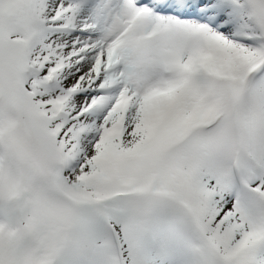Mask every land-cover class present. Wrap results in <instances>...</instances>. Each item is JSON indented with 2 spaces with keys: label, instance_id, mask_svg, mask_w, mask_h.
I'll return each instance as SVG.
<instances>
[{
  "label": "rangeland",
  "instance_id": "rangeland-1",
  "mask_svg": "<svg viewBox=\"0 0 264 264\" xmlns=\"http://www.w3.org/2000/svg\"><path fill=\"white\" fill-rule=\"evenodd\" d=\"M26 1L30 0H0V14L5 18L16 12L20 15L17 26L0 30V63L13 66L18 62L20 72L29 62L42 59L39 52L37 56L31 55V49L38 41V35L34 36L38 30L40 3L44 0H31V11L24 14L20 7ZM246 1L258 23L256 30L260 36L253 38L263 40L248 38L249 43L239 42L242 47L229 45L237 40L223 34L222 22L213 27L204 25L207 35L200 41L186 37L187 29L181 20L169 22L164 33H152L151 40L139 33L146 24L155 22L156 17L153 22L143 19L133 31L123 45L132 54L131 61L127 62L126 80L129 82L132 76L136 87L130 83L142 98H153L150 88L160 73L169 83L168 91L176 90L174 95L169 92L153 113L149 109L143 111L144 121L155 116L152 125L149 122L139 128L135 123L126 125L121 111L114 115L110 112L108 117L99 112L84 114L69 123L65 103L70 100L65 93L50 91L26 97L31 88L23 84L22 73V78L12 85L9 98L6 91L10 92V83L0 72V100L5 107L0 113V209L3 205L11 206L18 196L24 203H31L23 219L0 222V249L11 240L19 248L15 264H48L57 247L60 252L53 264H119L114 254V236L122 246L126 264H211L207 246L221 264H264V201L244 195V200L235 206L237 201L231 198L233 175L224 168L233 163L237 151H242L240 165L244 172H251L249 157L264 166V86L242 123L224 127L219 134L198 139L192 146L188 142L179 150L176 147L167 157L168 151H165L162 167L151 177L147 190H144L146 168L132 167L145 154H152L156 146L166 147L174 140L175 147L187 132L215 118L230 117L241 105L236 94L245 91L247 82L243 81L238 86L241 90L236 92L231 86H202L191 82L186 67L194 70L202 67L203 72L216 78L243 76V70L253 72L261 67L264 0ZM101 9L99 14L105 19L97 17L106 22L109 8L105 0ZM74 19V14L69 13L63 24L71 25ZM89 25L94 26L90 22ZM212 34H221L223 41L209 36ZM124 39L118 42L122 44ZM38 43L45 45L43 41ZM172 84L182 88L178 90ZM208 91L210 99L205 100L202 96ZM16 103L21 105L18 115ZM101 104L108 109L110 98ZM50 116L52 120L43 125L42 121ZM132 120L129 112L127 121ZM37 124L42 128L36 130L43 145L40 152L34 147L36 141L31 140L33 131L37 136L33 126ZM17 126L21 131L14 135L12 130ZM15 146L20 155L14 153ZM184 149L188 151L181 158L179 154ZM25 162L29 169L23 167ZM109 164L126 166L120 172L125 180L137 179L132 192L156 194L149 202L134 207L140 211H146L147 207L154 209L150 214L153 232L141 226L130 212L120 218L107 215L104 219L94 212L78 217L77 204L99 198L123 182L119 177L107 179L103 172ZM249 179L254 188L264 193V179L257 183L252 175ZM57 190L67 193L71 201L67 197L57 200ZM2 197L8 199L7 204ZM170 199L185 206L189 217L170 211L169 204L156 203L158 200L169 203ZM59 201L66 204L62 206ZM48 221L59 224L48 225ZM36 225L43 226L42 234L34 235ZM31 240L37 243L36 247L30 246ZM202 246L206 247V253ZM6 258L14 264V258ZM4 260L3 257L1 262Z\"/></svg>",
  "mask_w": 264,
  "mask_h": 264
},
{
  "label": "bare ground",
  "instance_id": "bare-ground-1",
  "mask_svg": "<svg viewBox=\"0 0 264 264\" xmlns=\"http://www.w3.org/2000/svg\"><path fill=\"white\" fill-rule=\"evenodd\" d=\"M108 17L106 22L100 20L97 16L105 19L99 14L103 11L104 0H44L40 3L37 24L38 34L46 38L45 45H35L31 50V55H37L39 52L45 59L37 63L38 72L42 75L34 76L28 81L35 82L39 78L51 74H59L63 81L70 84V89L66 90L72 99L65 104L69 120H74L82 113L86 112L88 102L93 100L99 93L112 89V103L105 116L111 112V115L122 112L125 116L124 124L133 125L139 128L149 122L153 124L154 117L144 121L143 111L149 109L151 113L157 104L164 102L168 96V90L157 86L152 92V97L142 98L137 90L126 80L125 71L128 67L127 62L131 61L132 54L129 51L122 55L121 48L116 44L114 38L122 31L125 16L134 9L127 3V0H105ZM222 5L231 8V0H221ZM241 11L246 7L243 2L237 6ZM239 10V11H240ZM239 11L219 17L227 18V31L230 36L238 41H244L242 38H249L253 32L252 27L248 28L242 24L237 16ZM73 13L75 19L69 31L62 32L64 28L54 27L64 20L65 16ZM64 15V18H62ZM208 15H206L207 17ZM141 18L142 16L139 15ZM218 18V19H219ZM89 22L94 25H89ZM122 23V24H121ZM121 24V25H120ZM256 26V22H253ZM236 28L237 30H234ZM110 29V30H109ZM187 35L196 37L194 27L188 28ZM239 36H243L242 38ZM230 46L235 47L234 45ZM37 72V73H38ZM36 73V74H37ZM132 112L133 120L127 121V114ZM236 206V205H235ZM8 217V215H6Z\"/></svg>",
  "mask_w": 264,
  "mask_h": 264
}]
</instances>
